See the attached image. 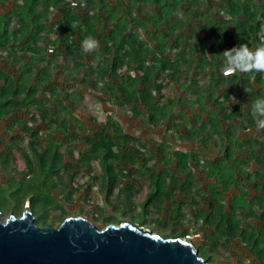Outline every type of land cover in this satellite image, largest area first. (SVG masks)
Segmentation results:
<instances>
[{
    "label": "trees",
    "instance_id": "obj_1",
    "mask_svg": "<svg viewBox=\"0 0 264 264\" xmlns=\"http://www.w3.org/2000/svg\"><path fill=\"white\" fill-rule=\"evenodd\" d=\"M141 30L154 42L151 48ZM87 37L98 48L85 53L81 44ZM239 44L250 51L264 46V0H0V123L9 119L22 129L32 152L23 153L32 177L1 189L9 193L5 201L20 209L30 201L37 226L47 227L48 201L58 191L71 198L83 172L90 176L88 187H101L106 200L138 199L132 181L146 176L151 187L143 201L155 206L156 222L171 218L169 224L183 229V206L175 197L182 192L197 205L194 196L200 194L202 218L196 219L204 229L205 252H231L241 243L244 255L237 258L264 264V228L247 232L237 216L248 222L258 206L264 221V130L257 129L251 110L264 97V71L225 66L223 53ZM170 86L194 97H178V120L173 106L164 103ZM236 93L246 99H234ZM86 94L122 113L143 115L154 128H173L178 138L169 137L197 145L200 155L161 143L147 148L112 118L82 137L85 126L80 128L75 112ZM20 138L10 137L0 154L4 170L11 151H21ZM96 164L99 176L93 173ZM200 167L204 184L216 180L203 191L193 178ZM231 187L240 193L222 206Z\"/></svg>",
    "mask_w": 264,
    "mask_h": 264
},
{
    "label": "rangeland",
    "instance_id": "obj_2",
    "mask_svg": "<svg viewBox=\"0 0 264 264\" xmlns=\"http://www.w3.org/2000/svg\"><path fill=\"white\" fill-rule=\"evenodd\" d=\"M177 22L178 19L174 21L175 24H177ZM167 30L169 31L168 27ZM174 33L176 34V31H174ZM140 35L141 38L145 41L146 46H149L151 48L154 45L151 37L146 32L141 30ZM169 40L171 43L174 38L170 36ZM200 81L201 86L199 87V89L204 90L206 87V82H204V79H201ZM1 84L2 83H0V86ZM181 91L182 90L176 86H170L164 91V103L167 104V106H169L170 108L173 106L172 109L177 115V120L178 97L182 100V102H191L192 100L190 99L194 98L193 96L182 93ZM216 95H218V93ZM242 96V94L236 93L234 95V99H240L241 101L243 99L245 100L246 96ZM113 106L114 105L112 104L111 106H106L104 99L86 94V97L82 102L80 109L78 110V112H75L76 116L81 122L80 128H82V126H85L84 129H81L80 132L82 137L93 135L96 130L101 129V124L106 123L108 118H112L120 123L125 133L140 139V141L145 144L147 148H153L156 143H161L169 145L171 149L176 151H182L184 153L192 152L200 155L201 148L197 147V145L191 146L184 141H173L169 137V135L178 138V133H176L173 128H168L167 130L165 128H154L150 125V123H148L147 117L145 118L143 115L133 116L130 112L127 114L122 113L118 107ZM212 106L213 104L210 103V105L206 107V110L209 111ZM230 106L235 105L230 104ZM196 112L197 114H199V109H197ZM205 114L201 115L203 117L201 120L207 119V114ZM176 124H178V121L176 122ZM10 126L11 128H9ZM22 132V129H20L17 125H13V123L9 119H4L0 123V154L7 150L6 146L11 142L10 137L20 136L21 138H24V140L19 141V143H21V151L17 150L16 147L11 151L9 167L4 170L2 166H0V190L9 188L15 182V179L20 182L24 179H30V177H32L29 170H27L26 162L23 157V153H27L32 157V152L28 147V140L25 138V135ZM211 154L213 156L216 153L212 152ZM209 158H211V156ZM154 164V162L149 163L150 166ZM203 169L204 168L201 167L200 169L195 168L193 173V178L194 180H198L199 189H201L202 191L207 188L206 184L209 185L216 183V180L214 179V177H212L208 179L209 182L204 184V181L206 182L207 180V176L202 173ZM83 173L84 174H81L77 179L79 187H76L77 191L73 193L74 195L71 198H68L67 194H62L61 191H58L53 194L56 196V198H52V200L48 201V206L45 211V216L48 220L47 227L58 228L67 218L79 216L93 223L99 230L104 229L108 225L130 223L144 228L152 233H157L166 239L178 237L182 238L180 235L184 231H186V236L183 238H188L190 239V241H192L193 244L195 243L198 247L196 248L199 255L208 263L249 264L248 262H245L242 257L237 258L236 256L239 254L244 255L245 247L244 245H241V243L239 245L232 246L231 249H229L231 250V252L220 250V248L216 249L214 252H209V254L205 252L208 251L209 248L205 247V240L202 237L204 229H202L203 227H200V220L198 221L196 219V216H198L199 219L202 218L200 217V212L203 208V202L201 201V198H199V196H201L200 194L194 196V200L198 202L197 205L193 204L192 200H189V198L184 197V195H182V192L175 197L174 201H179L183 206V221L185 225L182 229V227L178 228V224L176 223L169 224V222L172 221L171 218H168V220L167 218H161V222L163 224L156 222L159 220H154L159 216L155 211V206L143 201L147 194V191L151 187L149 177L145 176L141 178V176L139 175L138 177L142 182L132 181L134 188L133 190L136 192V197L138 199H136L135 197L122 195L117 198L113 197L106 200L104 198L105 192H101V187L97 186L96 184L90 185V188L88 187V183H91L90 176L85 175V172ZM93 173H96L95 175L98 176L101 175V170L97 164L95 165ZM179 180L183 184L184 179L179 178ZM168 182L170 183V180H168ZM239 193L240 190L238 191L236 187H231L226 194L227 203L224 200L221 201V205L225 206V204H228L230 199H232L234 195ZM253 196L255 195L253 194ZM6 199H9V193L0 192V212H2L4 220H7L12 214L19 218L23 214H25L26 209H29L31 212L33 211L30 201H26L23 207H21L20 209L18 207L15 208L13 205L6 202ZM217 206H219V204ZM228 210L229 208H225V211ZM254 211L256 212L257 217L252 216L251 218H249L248 222L245 220H241L240 217L242 216L237 214L238 220L240 222L239 226L244 227L245 229H247V232L251 233H254L256 229L264 228V221L261 219L262 210L259 209L258 206H254ZM34 213L32 212L33 216L35 217V224L37 225L36 221L38 219V214ZM248 223H250L253 227L249 226ZM38 226L43 227L41 225ZM163 226H167V228ZM199 247H204V252L199 250ZM247 252L249 255L254 254L249 250H247ZM253 256L255 259L253 257L252 259L257 261L258 257L256 255Z\"/></svg>",
    "mask_w": 264,
    "mask_h": 264
},
{
    "label": "water",
    "instance_id": "obj_3",
    "mask_svg": "<svg viewBox=\"0 0 264 264\" xmlns=\"http://www.w3.org/2000/svg\"><path fill=\"white\" fill-rule=\"evenodd\" d=\"M0 264H211L188 238H164L123 223L99 230L82 217L58 227H39L29 209L3 219Z\"/></svg>",
    "mask_w": 264,
    "mask_h": 264
},
{
    "label": "clouds",
    "instance_id": "obj_4",
    "mask_svg": "<svg viewBox=\"0 0 264 264\" xmlns=\"http://www.w3.org/2000/svg\"><path fill=\"white\" fill-rule=\"evenodd\" d=\"M81 47L83 52L88 53L96 50L98 43L94 38L87 37L82 41ZM223 54L225 66L228 68L237 71H250L253 68L264 71V46H258L254 51H250L246 46L239 44ZM251 110L257 117L255 122L257 129L264 130V97L256 99L251 105Z\"/></svg>",
    "mask_w": 264,
    "mask_h": 264
}]
</instances>
